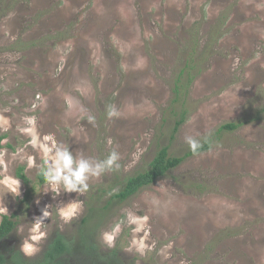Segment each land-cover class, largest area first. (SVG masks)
Masks as SVG:
<instances>
[{
  "label": "rangeland",
  "instance_id": "rangeland-1",
  "mask_svg": "<svg viewBox=\"0 0 264 264\" xmlns=\"http://www.w3.org/2000/svg\"><path fill=\"white\" fill-rule=\"evenodd\" d=\"M0 137L6 264H47L59 235L56 264H264V0H0ZM189 138L212 148L112 200ZM63 150L93 170L118 159L54 196L40 175Z\"/></svg>",
  "mask_w": 264,
  "mask_h": 264
},
{
  "label": "trees",
  "instance_id": "trees-1",
  "mask_svg": "<svg viewBox=\"0 0 264 264\" xmlns=\"http://www.w3.org/2000/svg\"><path fill=\"white\" fill-rule=\"evenodd\" d=\"M181 123H178L175 128V133L179 130ZM239 128V125H225L220 129V132L224 131H235ZM4 138L0 137V150L3 148ZM212 148V143L210 140L203 142V144L198 145L195 149H190V152L185 157H173L169 153V148L164 147L156 154L154 160L149 165V168L140 172L139 174L129 178L126 185L123 187L119 193L112 196V200L125 201L130 197L136 195L144 188H148L156 184V182L167 176V174L180 167L183 162L190 156H195L208 152ZM22 181L27 185L29 180L25 175L20 176ZM48 180L45 178L44 172L40 175V185H44ZM28 193V197H29ZM16 228V222L13 218L3 217L0 224V242L7 239ZM70 252V246L64 236L59 235L55 241L49 246L48 250L44 254V260L47 264H56L65 255ZM15 264H23L22 256L20 253L15 255ZM0 264H6V259L0 255Z\"/></svg>",
  "mask_w": 264,
  "mask_h": 264
},
{
  "label": "clouds",
  "instance_id": "clouds-1",
  "mask_svg": "<svg viewBox=\"0 0 264 264\" xmlns=\"http://www.w3.org/2000/svg\"><path fill=\"white\" fill-rule=\"evenodd\" d=\"M187 142L192 149L197 148L199 144L198 141L190 138ZM117 159V154L113 152L109 158L103 162L101 167L93 170L86 161L80 160L74 162L73 157L67 150L57 151L55 156L51 159L48 170L44 173L48 180L49 191L52 192L54 196H58L61 190L67 193L77 192L79 195H83L88 190L87 180L89 177L98 176L104 170L105 166L111 167L115 164ZM116 167H119V165L117 164ZM19 189L20 182L15 181L13 194L18 196L20 194ZM81 203L82 202L74 200L67 204L60 205L58 207V215L66 221L73 218L81 210ZM0 214H8V209L3 205L2 201H0ZM49 215V208L44 209L42 215L36 218L34 223L37 227L44 224V220L48 219ZM42 235L41 233L32 236V243L25 241L22 244L23 250L29 253L37 251L38 249H36L34 245L39 242Z\"/></svg>",
  "mask_w": 264,
  "mask_h": 264
},
{
  "label": "flooded vegetation",
  "instance_id": "flooded-vegetation-1",
  "mask_svg": "<svg viewBox=\"0 0 264 264\" xmlns=\"http://www.w3.org/2000/svg\"><path fill=\"white\" fill-rule=\"evenodd\" d=\"M8 238H9V237H8ZM8 238H7V239H8ZM7 239H5V240H7ZM5 240H4V241H5ZM2 242H3V241H2ZM2 242H0V244H1Z\"/></svg>",
  "mask_w": 264,
  "mask_h": 264
}]
</instances>
